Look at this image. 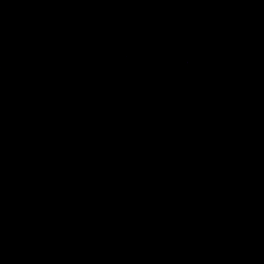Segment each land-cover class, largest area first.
Instances as JSON below:
<instances>
[{"label":"water","instance_id":"1","mask_svg":"<svg viewBox=\"0 0 264 264\" xmlns=\"http://www.w3.org/2000/svg\"><path fill=\"white\" fill-rule=\"evenodd\" d=\"M0 264H264V0H0Z\"/></svg>","mask_w":264,"mask_h":264}]
</instances>
